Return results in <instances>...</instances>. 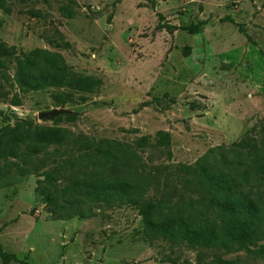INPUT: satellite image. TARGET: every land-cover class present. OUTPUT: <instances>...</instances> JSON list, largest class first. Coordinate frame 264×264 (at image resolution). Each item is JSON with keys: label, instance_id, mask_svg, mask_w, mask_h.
I'll return each instance as SVG.
<instances>
[{"label": "rangeland", "instance_id": "rangeland-1", "mask_svg": "<svg viewBox=\"0 0 264 264\" xmlns=\"http://www.w3.org/2000/svg\"><path fill=\"white\" fill-rule=\"evenodd\" d=\"M0 50L7 264H264L144 223L227 220L200 175L264 211V0H0Z\"/></svg>", "mask_w": 264, "mask_h": 264}, {"label": "trees", "instance_id": "trees-1", "mask_svg": "<svg viewBox=\"0 0 264 264\" xmlns=\"http://www.w3.org/2000/svg\"><path fill=\"white\" fill-rule=\"evenodd\" d=\"M162 21V16H158ZM229 20V18H226ZM168 33L176 29H184L189 34L198 31L199 26L192 24L187 27L176 28L169 24L161 26ZM3 52L0 50V55ZM87 82L83 90L90 91L96 85L94 79H85ZM79 116L74 113L61 112L54 120L65 123H75ZM160 146H168V136L159 132L157 134ZM264 173V166L261 168ZM227 182L222 178L200 175L196 185L207 188V197L202 201L206 207H214L228 216L227 220L220 222L211 221L197 228L194 224H187L179 219L175 221H164L162 223L149 224L144 220L149 232L156 237L173 243H186L190 247L206 248L225 253L246 252L256 256L264 257V211L259 206L254 209L245 202L235 198V194L226 188ZM188 225V226H187ZM0 259L3 264L17 261L15 255L8 254L2 250L0 245ZM19 264H29L18 261ZM217 264H231V261L223 259L220 255L215 258Z\"/></svg>", "mask_w": 264, "mask_h": 264}, {"label": "water", "instance_id": "water-1", "mask_svg": "<svg viewBox=\"0 0 264 264\" xmlns=\"http://www.w3.org/2000/svg\"><path fill=\"white\" fill-rule=\"evenodd\" d=\"M59 113L61 112H56V111H52V112H48V113H40L37 115L38 119H51L56 117Z\"/></svg>", "mask_w": 264, "mask_h": 264}]
</instances>
